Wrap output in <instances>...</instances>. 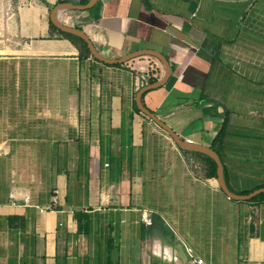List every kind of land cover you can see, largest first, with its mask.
<instances>
[{
	"label": "crops",
	"instance_id": "obj_1",
	"mask_svg": "<svg viewBox=\"0 0 264 264\" xmlns=\"http://www.w3.org/2000/svg\"><path fill=\"white\" fill-rule=\"evenodd\" d=\"M57 3L0 0V264H189L190 248L207 264H264V200L231 199L210 155L139 109L166 66L81 58L51 29ZM70 10L59 20L108 59L165 55L169 82L143 105L215 151L230 192L264 187V0Z\"/></svg>",
	"mask_w": 264,
	"mask_h": 264
},
{
	"label": "water",
	"instance_id": "obj_2",
	"mask_svg": "<svg viewBox=\"0 0 264 264\" xmlns=\"http://www.w3.org/2000/svg\"><path fill=\"white\" fill-rule=\"evenodd\" d=\"M97 0H92L88 5H77L74 3H62V4H58L51 12V21L52 23L55 25V27L57 29H59L60 31L64 32V33H69L72 35H76L81 37L82 39L85 40V42L88 44V47L91 51L92 56L97 59L98 61L105 63L107 65H120V64H126L136 58L142 57V56H151V57H155L157 59H159L165 66H166V77L164 80L156 83V84H152L149 85L145 88L142 89V91L140 92V96L137 99V103L139 106V109L145 114L147 115L149 118H151L155 123H157L161 128H163L165 131H167L169 133V135L173 138V140L175 141V143L177 145H179L181 148L183 149H187V150H198L201 152H204L208 155H210L218 164V181L221 185V188L224 190V192L233 200H238V201H250L252 199H254L255 197L261 195L264 193V188L259 189L255 192H253L250 195H246V196H240V195H236L233 194L232 192H230L227 188L226 182H225V173H224V165L219 157V155L213 151L212 149L208 148V147H204V146H200V145H196L193 143H189L186 141H183L182 139H180L176 132L170 128L165 122H163L161 119H159L153 112H151L149 109H147L142 101L141 98L143 96V94L147 91H151V90H156V89H160L164 86L167 85V83L169 82V79L171 77L172 71H171V66L169 63V60L167 59V57L165 55H163L160 52L157 51H151V50H145V51H138L135 53H131L127 56H124L120 59H108L105 56H103L93 45L91 39L89 38V36L82 30L76 27H70L68 25H65L63 23H61L59 21V18L57 17V15L59 14V12L61 10L64 9H71V10H75V11H86L89 10L91 8H93L94 4L96 3Z\"/></svg>",
	"mask_w": 264,
	"mask_h": 264
},
{
	"label": "trees",
	"instance_id": "obj_3",
	"mask_svg": "<svg viewBox=\"0 0 264 264\" xmlns=\"http://www.w3.org/2000/svg\"><path fill=\"white\" fill-rule=\"evenodd\" d=\"M91 2V0H80L79 2H76L75 0H58V4H62V3H74L77 5H88ZM50 25H51V29L53 31H56L57 33H59L60 36H62L63 38L71 41L74 45H76L77 47L80 48L81 51V58H91L92 54L91 51L88 47V44L85 42L84 39H82L79 36L76 35H72L69 33H64L62 31H60L59 29H57L55 27V25L52 23V21H50ZM93 58V57H92ZM157 83V81L155 79H153V81H151V84ZM228 122H225L224 127H223V133L221 136L225 137L226 133H227V128H228ZM210 161V166L208 168V177L209 178H214V179H218V164L216 163V161H214L212 158H209ZM264 187H259L257 190L262 189ZM254 191L251 192H247V193H243V195H250L252 194ZM264 200V193L255 197L254 199H252L251 201H263Z\"/></svg>",
	"mask_w": 264,
	"mask_h": 264
},
{
	"label": "built area",
	"instance_id": "obj_4",
	"mask_svg": "<svg viewBox=\"0 0 264 264\" xmlns=\"http://www.w3.org/2000/svg\"><path fill=\"white\" fill-rule=\"evenodd\" d=\"M145 88L144 85L142 86V89ZM141 89V91H142ZM140 91V92H141ZM139 96H140V93H139ZM138 96V97H139ZM148 224H151L150 221H147ZM188 253H189V256H190V263L189 264H207L204 260L200 259V258H197L195 257L194 253H193V250L190 248V249H187Z\"/></svg>",
	"mask_w": 264,
	"mask_h": 264
},
{
	"label": "rangeland",
	"instance_id": "obj_5",
	"mask_svg": "<svg viewBox=\"0 0 264 264\" xmlns=\"http://www.w3.org/2000/svg\"><path fill=\"white\" fill-rule=\"evenodd\" d=\"M76 2H79L80 0H75ZM57 5H58V3H57ZM71 11V10H70ZM65 12L67 13L68 12V10H65ZM74 12V10H72V12L71 13H73ZM75 13V12H74ZM60 22H61V20H59ZM62 23V22H61Z\"/></svg>",
	"mask_w": 264,
	"mask_h": 264
}]
</instances>
